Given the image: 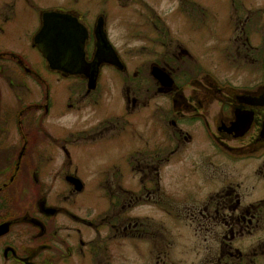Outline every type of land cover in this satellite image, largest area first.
Wrapping results in <instances>:
<instances>
[{
  "label": "flooded vegetation",
  "instance_id": "flooded-vegetation-1",
  "mask_svg": "<svg viewBox=\"0 0 264 264\" xmlns=\"http://www.w3.org/2000/svg\"><path fill=\"white\" fill-rule=\"evenodd\" d=\"M96 1L99 6L93 0H0V264H114L128 259L126 243L146 238L154 240L160 257L161 222L138 210L162 207L160 169L191 146L192 132L184 124H199L207 139L236 152L235 163L256 162L252 177L261 174L264 181V76L246 88H229L225 77L211 71L229 66L264 72V0H225L228 36L213 64L209 53L197 56L173 30L188 19L200 21L206 7L198 1ZM120 10L126 16H119ZM46 13L74 24L75 38L77 31L81 37L85 32L87 62L113 56L119 67L102 62L94 84L83 74L51 70L34 43ZM136 21L146 25L139 33L140 62L131 61L129 45L114 39L115 28ZM46 31L50 44L53 32ZM124 34L131 39L130 26ZM18 43H27V49L20 52ZM28 49L39 56L37 63L27 57ZM106 69L122 74V122L132 102L139 112L149 109L158 116L164 127L158 133L162 142L141 152L142 167H133L140 173L135 189L114 165L109 167L113 174L98 178L93 191L71 159L84 138L99 142L120 133L113 114L79 115L96 103ZM154 72L169 79L161 81ZM127 83L138 95L132 101ZM87 114L98 120L95 125L86 127ZM207 162L204 168L210 167ZM74 179L80 180V190ZM218 186L192 202L188 216L205 245L199 264H264V193L252 197L238 183ZM89 230L91 238L85 234Z\"/></svg>",
  "mask_w": 264,
  "mask_h": 264
},
{
  "label": "rangeland",
  "instance_id": "rangeland-1",
  "mask_svg": "<svg viewBox=\"0 0 264 264\" xmlns=\"http://www.w3.org/2000/svg\"><path fill=\"white\" fill-rule=\"evenodd\" d=\"M93 1L99 6L96 0ZM196 1L206 7V12L199 17L200 21L194 22V19H188L187 22L173 25V30L174 33L179 31L180 36L178 38L184 41L186 46L191 48L197 56L200 57L205 51L209 53L213 64L220 58V49L223 46L222 39L228 36L225 0ZM78 4L85 6L81 3H76V6ZM30 14L35 15L34 12H30ZM118 15L126 16V13L120 10ZM129 26L130 34H132L131 39L127 34H124ZM141 27H146L144 22L136 21L132 24L127 22L123 27L114 29V39L118 45H122V43L124 46L129 45L132 62H140L142 59L138 53L140 45H143V38L139 37ZM207 41L209 42L206 45ZM27 46V43L24 45L18 43L16 48L23 52ZM25 53L32 61H39V56L29 52V49ZM123 57L128 62L125 54ZM234 70L227 66L220 72L213 69L211 71L212 74L225 77L224 83L229 88L235 85L246 88V86L253 84L255 79L260 82L264 76L263 70L256 67ZM121 75L106 69L103 83L100 85L101 93L96 98V103L92 109H84L79 112L81 117L82 113L94 112L97 117L110 113L118 117L120 123L118 135L112 138L110 135L99 142H91L84 138L82 141L84 144L79 145V150L71 153L72 163L76 166L78 176L93 191L98 188L95 186L98 178L113 174L109 167L114 165L123 170L127 185L135 189L140 173L133 167H142L144 155L141 152H149V149H154L156 144L162 142L158 133L164 127L160 124L159 117L150 113L149 109H143L139 112L138 105L134 106L131 102L130 108L126 109L131 114H126L124 123L120 119L123 115L122 107H124L122 96L126 93V89L122 87L120 94ZM51 78L54 79V77ZM128 88H131L129 95L132 101L133 97H138V95L133 94L132 89H136L132 85ZM85 118H89L86 127H91L98 121L88 114L84 116ZM180 124L182 126V123ZM183 127L192 132H189L191 134V146L187 145L188 147L183 151L179 150L173 158L171 157L170 163L160 169V181L163 189L162 207L146 206L138 210L140 214L146 213L147 216L152 217V221L157 218L161 222V242L157 248L160 250V257H156L157 250L154 247V240L146 238L147 240L141 243L135 244L134 241L126 243L129 245L130 251L128 259H117L114 264H199L205 256V245L199 234H194L195 225H190L188 221L192 202L202 201L208 193L217 190L215 186L219 185L220 188L228 182L233 187L236 183L241 188L248 187L244 193L253 192L252 197L263 196L264 181L260 177L261 174L258 179L252 177L254 176L255 165H257L256 162L250 160L239 164L235 163L236 152H225L206 134L209 137L207 139L199 124L196 126L184 124ZM181 142H184V139ZM156 149L159 148L156 147ZM128 158L129 164H131L130 168L127 163ZM194 160L196 161L190 162ZM207 161L210 162V167L204 168L205 164L208 165ZM257 192L259 193L257 194ZM195 198H199V200ZM89 213L91 214L90 218L95 216L93 209ZM85 234L87 238L92 237L90 230L85 231ZM140 249H142L141 253Z\"/></svg>",
  "mask_w": 264,
  "mask_h": 264
},
{
  "label": "water",
  "instance_id": "water-1",
  "mask_svg": "<svg viewBox=\"0 0 264 264\" xmlns=\"http://www.w3.org/2000/svg\"><path fill=\"white\" fill-rule=\"evenodd\" d=\"M73 26L74 24L62 22L61 17L56 16L54 13H46L43 15L42 26L34 38V43L51 70L68 74H83L94 84L97 80L98 66L102 62L114 64L117 67H119V64L112 59L113 56L110 59H104V57L102 59L101 56H98L87 62L83 51L85 32L82 31L81 37L80 30L77 31L75 38L72 33ZM49 28L53 32L50 44L46 42L45 38L46 30H49ZM154 75L161 81L169 79L162 72H154ZM93 84H90V88L93 87ZM73 182L80 190V180L74 179Z\"/></svg>",
  "mask_w": 264,
  "mask_h": 264
}]
</instances>
